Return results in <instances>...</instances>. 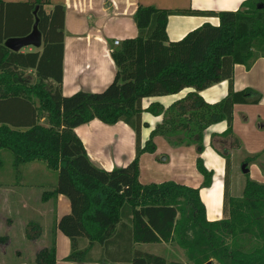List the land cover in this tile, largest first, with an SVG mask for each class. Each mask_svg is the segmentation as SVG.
<instances>
[{
    "label": "trees",
    "instance_id": "obj_1",
    "mask_svg": "<svg viewBox=\"0 0 264 264\" xmlns=\"http://www.w3.org/2000/svg\"><path fill=\"white\" fill-rule=\"evenodd\" d=\"M262 3L261 7L257 4ZM50 0L18 2L0 0V150L11 151L13 163L42 160L56 169L57 181L43 191V199L65 194L70 212L54 221L70 241L66 259L87 260L95 244H104L125 225L132 243L174 242L181 256L193 264L211 260L215 264H264V182L245 174L240 195L229 192L231 158H225L223 213L208 220L197 187L163 180H139V156L156 148L153 137L164 136L172 146L194 145L196 166L203 176L200 186L212 182L200 153L204 130L224 120L218 133L240 141L232 131V110L237 102H257L260 94L246 87L232 88L235 63L250 65L264 57V0H244L236 9L162 8L139 4L133 18L135 36L126 37L110 49L116 70L113 79L99 91L61 92L64 8ZM36 8L42 33L41 49L11 50L4 44L9 36L31 30ZM171 13L215 15L218 24L204 22L182 38L170 40L166 33ZM34 71V79L27 69ZM54 81H50L49 78ZM227 79V93L207 102L199 90ZM184 87L194 90L163 107L152 102L147 110L162 119L141 144V99L175 93ZM40 118L44 121L40 122ZM98 118L105 123L123 120L135 131V156L124 166L105 170L93 163L74 132V127ZM215 135V134H214ZM258 160L264 169V150L245 153L247 167ZM127 220L124 221V220ZM86 238L80 247V238ZM54 235L35 254L37 264H55ZM131 264H184L162 253L135 248Z\"/></svg>",
    "mask_w": 264,
    "mask_h": 264
},
{
    "label": "crops",
    "instance_id": "obj_2",
    "mask_svg": "<svg viewBox=\"0 0 264 264\" xmlns=\"http://www.w3.org/2000/svg\"><path fill=\"white\" fill-rule=\"evenodd\" d=\"M242 1L244 0H50L47 8H51L54 4H61L64 8L60 85L62 94L69 95L78 90L99 91L113 79L116 67L110 49L117 45L114 39L122 40L137 34L133 14L139 4H153L162 8L224 10L236 9ZM206 21L218 24V17L171 13L166 21L167 36L170 40H178L189 30ZM41 47L42 43L38 47L27 45L19 50L41 49ZM28 72H31L34 78V71L29 68L26 73ZM49 80L54 81L51 77ZM228 87V80L223 79L199 90V94L207 102H214L227 93ZM246 87L256 90L261 96L257 102H237L233 106L231 127L241 145L236 148L243 156L245 153L264 150V57L256 58L249 66L245 63L234 64L232 88L240 90ZM193 90V87H184L175 93L145 96L141 99L143 109L141 144L148 139L150 130L162 119L161 114L156 115L147 110L149 104L159 102L163 107H167L174 100ZM43 121L44 119L40 118V122ZM226 125L224 120H220L204 130V148L200 156L205 166L213 171L212 182L208 186H200L203 176L196 166L198 153L195 146H172L160 134L153 137L155 150L145 151L139 156V180L147 183L171 179L197 187L207 219L222 218L225 158L218 152L221 150L218 146L225 145V150L221 151L229 155L234 149L230 144L231 138H222L218 135ZM74 132L81 139L90 160L105 170L124 166L135 156L136 134L134 129L123 120L109 124L98 118H92L75 126ZM230 158V174H232L238 170L239 165L234 163L231 155ZM12 164L16 170L25 166V170L31 173L39 167L47 166L42 160L14 164L13 157ZM247 168V171L242 170L243 174L264 182V169L258 160L248 163ZM21 173L23 174L22 171ZM14 186L2 181L0 176V264H28L25 255L30 241L36 242L38 238H45L47 233L50 237L54 235L55 264H131L130 258L135 248L151 253H162L169 259L180 258L184 264H191L181 256L182 248L177 243L161 241L131 244L129 231L125 225L116 227L115 235L106 243L95 244L88 253L87 260L66 259L70 252L69 238L58 228L54 229L53 224L62 214L70 212L69 198L63 193H57L56 196L43 199L42 192L39 199L33 196L32 185ZM42 201L51 203V223L48 228H44L46 216H43L39 209ZM124 221L127 222L126 219ZM30 223L34 224L36 233L30 229ZM29 229L34 234H31ZM80 242H82L80 247H83L87 240L82 237ZM45 245H39V248ZM62 248L64 251L59 256Z\"/></svg>",
    "mask_w": 264,
    "mask_h": 264
},
{
    "label": "rangeland",
    "instance_id": "obj_3",
    "mask_svg": "<svg viewBox=\"0 0 264 264\" xmlns=\"http://www.w3.org/2000/svg\"><path fill=\"white\" fill-rule=\"evenodd\" d=\"M31 75V78H33V74L31 72H28ZM225 145H219L218 147L221 150H225ZM232 152L230 155L232 156V159L234 163H237L239 165L238 170L235 173L230 174L229 176V192L231 195H240L241 189L243 187L244 181H245V174H243L241 165H242V159H243V154L237 150V148L231 150ZM42 163V162H39ZM0 176L1 180L4 181L5 183H8L9 185H15L14 187H17L19 185H32L33 187V196L35 198L41 197V194L43 191L47 189H51L54 187L57 181V170L53 168H48L47 166H42L43 168H37L34 173H31L30 171L25 170V166H21V168H16L12 164V153L10 150L4 148L1 150L0 153ZM24 167V168H23ZM23 172V174L21 173ZM244 180V181H243ZM18 183H25V184H18ZM17 184V185H16ZM40 211H42V215L46 216V223L44 224V228H48V225L50 222V215H51V203L50 201L48 202H43L40 203L39 207ZM6 213V212H5ZM28 213V211H26ZM31 213V212H29ZM30 229L36 233V230L34 228V224L30 223L29 225ZM29 232L31 234H34L32 231ZM27 230V229H26ZM50 236L47 233V237L45 238H38L35 240H31L30 238V246H28V251H26L25 259L27 260L28 264H35V254L37 251L40 249L39 245L49 244L50 241ZM82 241V240H81ZM80 242V246H81ZM44 247V246H42ZM41 247V248H42ZM64 248H62L59 251V256H61ZM216 262L214 261L213 264ZM192 264V263H191Z\"/></svg>",
    "mask_w": 264,
    "mask_h": 264
},
{
    "label": "water",
    "instance_id": "obj_4",
    "mask_svg": "<svg viewBox=\"0 0 264 264\" xmlns=\"http://www.w3.org/2000/svg\"><path fill=\"white\" fill-rule=\"evenodd\" d=\"M263 4L258 3L257 6L261 7ZM35 19L32 23L31 30L24 34V35H19V36H9L4 40L5 46H7L9 49L17 51L20 48L27 46V45H32L35 47H38L42 43V33L41 30L38 27V17L36 15V8L33 10ZM246 163H243L241 165V169L243 171H247L248 168L245 167ZM203 264H213L211 260L206 261Z\"/></svg>",
    "mask_w": 264,
    "mask_h": 264
},
{
    "label": "built area",
    "instance_id": "obj_5",
    "mask_svg": "<svg viewBox=\"0 0 264 264\" xmlns=\"http://www.w3.org/2000/svg\"><path fill=\"white\" fill-rule=\"evenodd\" d=\"M119 41H120L119 39H114V43H115V44H118Z\"/></svg>",
    "mask_w": 264,
    "mask_h": 264
}]
</instances>
